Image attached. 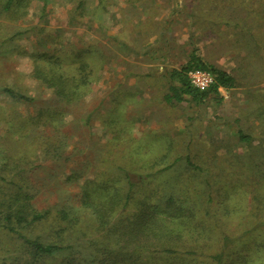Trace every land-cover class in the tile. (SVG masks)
I'll use <instances>...</instances> for the list:
<instances>
[{"label":"rangeland","instance_id":"obj_1","mask_svg":"<svg viewBox=\"0 0 264 264\" xmlns=\"http://www.w3.org/2000/svg\"><path fill=\"white\" fill-rule=\"evenodd\" d=\"M79 1L31 0L19 17L0 12V86L34 99L0 90V210L14 184L25 185L26 205L16 203L42 217L23 233L91 258L87 238L103 239V230L84 192L108 204L126 188L122 167L136 192L156 191L157 209L174 194L177 215L188 216L161 214L151 227L176 234L149 238L144 264H264V0ZM78 50L91 81L66 102L34 78L33 61L72 59ZM192 54L234 85L201 101L165 102L172 72ZM31 261L0 219V264Z\"/></svg>","mask_w":264,"mask_h":264},{"label":"trees","instance_id":"obj_2","mask_svg":"<svg viewBox=\"0 0 264 264\" xmlns=\"http://www.w3.org/2000/svg\"><path fill=\"white\" fill-rule=\"evenodd\" d=\"M30 1L0 0V12H8L9 15L13 14V16L19 17L25 14ZM41 1L45 5L46 0ZM99 1L100 3L103 2V0ZM81 5L82 0L78 2L77 6L81 7ZM85 53L86 51L83 53L82 50H78L73 53L74 58L73 56L72 59L71 57L64 56L62 59L60 58L61 61L59 62H57L58 59L53 62L48 60L37 61L36 58L33 61L34 78L43 87L48 89L53 88L60 100L68 102L80 99V96L86 92L87 86L91 81L90 72L92 69L83 60ZM190 62L180 70L172 72L168 92L164 95L165 102L175 104L183 100L201 101L207 96L209 90L216 93L218 86L230 88L234 85V77L231 74L224 70L206 67L198 56L196 57V55L192 54ZM87 66L88 68L84 69ZM191 67L210 70L215 76V83L206 91H200L192 87L186 77V72ZM76 70H78L77 73ZM0 90L16 100L27 102L34 100L33 97L15 92L6 86H0ZM237 134L243 142H249L251 139L249 135L244 134L241 130H238ZM185 163L192 169H197L188 159H185ZM117 169L121 174L119 180L125 183L126 188L121 192L117 190L108 204L96 201L90 191L84 192L82 203L91 209L98 222V227L103 230L98 233L99 235L101 234L103 239L87 238L89 239L87 242H91L92 245L91 258H87L85 253L83 254L80 251H77L79 255H75L76 250L70 244L43 243L38 238H33L23 233L21 227L38 220L42 217V214L26 209L25 199L30 196L29 192L25 185L14 184L15 191L10 196L11 198L6 201L8 205L7 209L4 211L0 210V219L3 221V226L15 234L21 243L30 250V255L32 256L30 264H43L42 260L44 258L56 255L61 258L57 264H144L148 261V259L144 261L147 257L146 254L151 250L148 249V243H146L151 240L149 238L153 237L155 238L153 241L159 243L161 241L160 238L167 239L175 236V231L168 225L160 223L155 229L151 225L156 224L163 218L161 216L163 213L170 220L187 218L188 216L177 215L178 212L183 211V207L180 205V198L174 194L163 195L162 204L165 209L159 210L155 205L159 201L158 199H160V197H157L156 191L154 193L153 191L149 193L136 192L134 190L136 183L131 179L129 172L122 167H118ZM152 173H157V171ZM0 180H3L2 177H0ZM20 199L25 205L16 203ZM118 204L120 205V211L114 215L117 219L114 220L115 222L110 223L108 219L109 215H113L112 211ZM176 245L174 244L173 246ZM171 249L173 248L169 250ZM214 258L220 263V254L214 256ZM1 264L15 263L2 262Z\"/></svg>","mask_w":264,"mask_h":264},{"label":"built area","instance_id":"obj_3","mask_svg":"<svg viewBox=\"0 0 264 264\" xmlns=\"http://www.w3.org/2000/svg\"><path fill=\"white\" fill-rule=\"evenodd\" d=\"M186 74L189 84L200 91L208 90L215 83V76L208 69L192 68ZM217 89L221 91L224 88L218 86Z\"/></svg>","mask_w":264,"mask_h":264}]
</instances>
